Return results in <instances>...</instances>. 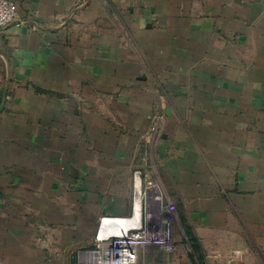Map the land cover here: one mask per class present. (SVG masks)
I'll return each mask as SVG.
<instances>
[{"label": "crops", "instance_id": "1", "mask_svg": "<svg viewBox=\"0 0 264 264\" xmlns=\"http://www.w3.org/2000/svg\"><path fill=\"white\" fill-rule=\"evenodd\" d=\"M12 1L0 264H93L104 219L169 203L153 264H264V0Z\"/></svg>", "mask_w": 264, "mask_h": 264}, {"label": "built area", "instance_id": "2", "mask_svg": "<svg viewBox=\"0 0 264 264\" xmlns=\"http://www.w3.org/2000/svg\"><path fill=\"white\" fill-rule=\"evenodd\" d=\"M17 6L12 0H0V29L6 30L17 22ZM137 187L142 188L141 174L136 173ZM162 202V201H161ZM163 218L153 222V217L144 212L142 206H136L133 215L127 219H104L98 234V254L93 264H153L143 256L149 247H156L172 253L176 244L172 235L170 219L176 213V206L169 203L162 207ZM105 221L121 230L106 231Z\"/></svg>", "mask_w": 264, "mask_h": 264}, {"label": "rangeland", "instance_id": "3", "mask_svg": "<svg viewBox=\"0 0 264 264\" xmlns=\"http://www.w3.org/2000/svg\"><path fill=\"white\" fill-rule=\"evenodd\" d=\"M176 206V205H175ZM176 213H174L173 215H171L168 219H170V223H171V227L173 228V223L175 222V220L177 219V217H178V209H177V207H176ZM162 215L160 214V213H157V212H155L154 213V215H153V219H152V221L153 222H156L157 220H159V219H162L163 218V216L161 217ZM157 218V219H156ZM172 235H173V231H172Z\"/></svg>", "mask_w": 264, "mask_h": 264}, {"label": "bare ground", "instance_id": "4", "mask_svg": "<svg viewBox=\"0 0 264 264\" xmlns=\"http://www.w3.org/2000/svg\"><path fill=\"white\" fill-rule=\"evenodd\" d=\"M141 194V193H140ZM142 196V195H141ZM138 199V198H137ZM138 207H140V205L138 206ZM115 224H112V222H110V221H105V223H104V229L106 230V231H112L113 229H115V230H121L122 229V227H124V225H125V223H122L120 226H118V227H116V226H114Z\"/></svg>", "mask_w": 264, "mask_h": 264}, {"label": "water", "instance_id": "5", "mask_svg": "<svg viewBox=\"0 0 264 264\" xmlns=\"http://www.w3.org/2000/svg\"><path fill=\"white\" fill-rule=\"evenodd\" d=\"M4 104H5V103H4ZM4 106H5V105H4ZM4 106H3V107H4ZM3 107H2V108H3Z\"/></svg>", "mask_w": 264, "mask_h": 264}]
</instances>
